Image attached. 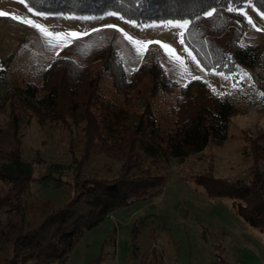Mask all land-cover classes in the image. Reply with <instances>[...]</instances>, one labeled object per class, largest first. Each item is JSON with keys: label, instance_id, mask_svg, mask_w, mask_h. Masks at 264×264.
<instances>
[{"label": "rangeland", "instance_id": "obj_1", "mask_svg": "<svg viewBox=\"0 0 264 264\" xmlns=\"http://www.w3.org/2000/svg\"><path fill=\"white\" fill-rule=\"evenodd\" d=\"M240 9L246 13L240 15L247 23L240 45L258 47L260 59L253 68L237 65L232 74H224L204 69L181 43L182 30L164 26L167 21L137 24L110 11L90 17L50 14L36 11L24 0H0V12L9 13L0 16V103L17 88L39 85L54 60L69 58L86 64L92 75L102 74L101 101L123 111L131 121L146 106L149 79L144 78L131 92L128 105L96 60L97 51L106 49L120 57L128 76L143 63H158L178 87L204 86L209 96L228 101L237 110L230 117L227 139L222 144H212L182 162L168 159L152 167L154 173L163 176L160 188L110 211L98 224L82 231L61 260L49 264H264V233L242 219L234 198L210 196L194 179L211 168L217 179L247 183L254 170L243 135L255 137L264 129V17L251 4ZM12 15L21 19L14 20ZM26 20L45 31L22 22ZM73 32L82 35H55ZM148 41H160L170 46L169 51ZM177 95L161 92L150 100L163 128L173 123L171 107ZM13 121L7 109L0 110V164L9 162L11 154L17 152L31 166L33 181L23 197L25 211L16 214L7 212L4 198L12 188L0 179V264L11 257V246L3 233L11 227H37L71 198L69 186L74 177L114 178L126 159L118 138L94 142L86 157L80 131L69 132L53 123L40 127L34 117L21 115L14 132ZM259 143L264 149V139ZM81 158L86 160L76 175L74 160Z\"/></svg>", "mask_w": 264, "mask_h": 264}, {"label": "trees", "instance_id": "obj_2", "mask_svg": "<svg viewBox=\"0 0 264 264\" xmlns=\"http://www.w3.org/2000/svg\"><path fill=\"white\" fill-rule=\"evenodd\" d=\"M24 1L36 11L50 14L90 17L110 11L137 24L189 20L183 43L206 70L232 74L237 65L253 68L260 59L258 47L240 45L247 23L237 12L226 10L228 0ZM235 4L238 8L251 4L264 13V0H235ZM213 9L215 15L206 17L205 12ZM95 57L101 62L102 72L111 78L116 93L128 105L133 98L131 92L138 89L144 78L149 79L146 106L131 121L123 111L101 101L102 74L92 75L86 64L69 58L54 60L39 85L29 83L17 88L6 102L0 103V110L7 109L12 115L14 132L21 115L34 117L40 127L53 123L69 132L80 131L86 157L94 142L118 138L126 159L114 178L74 177L69 186L71 198L46 215L37 227H11L3 233L11 246V257L5 264H49L61 260L82 231L91 229L110 211L131 203L132 198L160 188L163 176L154 173L152 167L168 159L182 162L227 139L230 117L237 112L230 102L209 96L204 86L178 87L158 63H143L128 76L115 52L99 49ZM161 92H178L171 107L174 120L170 128L159 124L150 105V100ZM261 103L264 109V96ZM243 139L249 144L254 167L247 183L217 179L211 168L194 179L210 196L234 198L242 219L264 233V149L259 143L264 139V129L255 137L243 135ZM85 160H74L76 175ZM259 165H263L261 170ZM0 179L12 188L4 198L8 201L7 212L23 213V197L33 181L31 166L17 152L11 154L9 162L0 164Z\"/></svg>", "mask_w": 264, "mask_h": 264}, {"label": "snow or ice", "instance_id": "obj_3", "mask_svg": "<svg viewBox=\"0 0 264 264\" xmlns=\"http://www.w3.org/2000/svg\"><path fill=\"white\" fill-rule=\"evenodd\" d=\"M226 10L228 11V12H238L239 14H241V15H246V13L243 11V9H240V8H238L237 6H236V4H235V0H228V4H227V8H226ZM29 11H31V9H29ZM215 13H216V10L215 9H213V10H211V11H208V12H205V16L206 17H212L213 15H215ZM9 15V13H6V12H0V16H8ZM262 17H264V13H262ZM12 19H14V20H16V19H21V18H19V17H16L15 15H12V17H11ZM22 22H26L27 24H29L30 26H33V27H37V28H40V30L43 32V31H45L41 26H39V25H35L34 23H33V21H31V20H26V21H22ZM248 22L249 23H251V19L250 18H248ZM189 23H190V21L189 20H182V21H175V22H173L172 20H169V21H167L166 23H165V25L164 26H166V27H174V28H179V29H181L182 31L179 33L181 36H183L184 35V32H183V29H185L186 28V26H188L189 25ZM107 27H114L113 25H108ZM253 27L255 28V25H253ZM257 31H260V29H256ZM122 31V30H121ZM49 35H52V34H49ZM55 35H67V36H69V37H75V38H78L79 36H81L82 34H80V33H75V32H73V33H67V34H55ZM126 35V34H125ZM126 38H128V39H132L131 37H127V35H126ZM134 43H144V42H137V41H133ZM147 43H157V44H160V46L162 47V48H164L165 49V51L166 52H168L169 51V48H170V46H168V45H165V44H163L162 42H160V41H148ZM147 43H145L144 44V47H146L147 46ZM181 43H183V41H181ZM185 51H187V49H185ZM170 58H171V54H170ZM177 60H179L180 59V57H175ZM199 66V65H198ZM193 79H199V77H193ZM261 95L262 96H264V93H261Z\"/></svg>", "mask_w": 264, "mask_h": 264}]
</instances>
